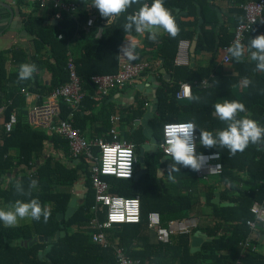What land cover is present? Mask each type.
I'll return each instance as SVG.
<instances>
[{"label": "trees", "instance_id": "1", "mask_svg": "<svg viewBox=\"0 0 264 264\" xmlns=\"http://www.w3.org/2000/svg\"><path fill=\"white\" fill-rule=\"evenodd\" d=\"M23 1L18 0L21 4H24ZM247 1L251 0H226L227 10L223 12V22L216 31L217 12L209 7L207 0H164V6L171 11L179 26V34L171 38L164 33L159 35L157 42L149 41L148 34L145 35L141 56L147 62L161 63L160 67L167 69L172 76L170 81L161 82L156 93L158 106L151 120L153 135L160 142L166 123L194 121L197 127L195 130L197 152H219L223 171L219 176H210L203 180L197 176V172L181 167L179 172L171 173L175 178V182H172L169 179V166L173 161L171 158L163 160L164 154L158 147L151 154L144 153L143 168L141 169L137 162L132 179L103 176L109 184L111 194L138 197L140 200V222L116 224L105 231L109 241L117 242L129 257L138 259L139 264H199L203 261L210 264H231L239 256L233 257L232 253L250 231L247 221L253 219L251 205L255 201L264 202V143L249 144L244 152H237L231 157L226 148L217 146L205 149L199 143L201 129L211 131L215 135L217 131L226 127L223 126L224 122L211 117L216 101L223 96H227L229 101L238 100L245 105L246 112L240 113L238 118L248 116L264 127V72L253 71L255 62L247 59L238 63L231 57L228 65H224L222 61L223 47L229 45L234 36V29L245 21L244 11L240 5ZM143 3L150 6L152 0H141V4ZM91 4L92 0H83L76 20L69 14L56 16L51 9H39L34 5L30 13L22 14L23 27L30 36L32 48L13 46L9 50L0 51V106H5L4 122L0 123V209L8 210L18 199L28 202L32 198H37L41 205L49 207L51 212L46 223L43 217L40 221L29 219L16 227H6L0 221V264L114 262L113 250L93 242L91 228H88L94 216L91 209L95 200V190L91 181V168L94 162L84 156H80L78 160L73 159L66 138L46 129L30 126L28 111L35 104L26 111L16 112L24 102L20 96L21 91L49 96L54 89L68 82L67 65L70 57L83 88L85 92L87 91L80 109L74 114V125L82 130L79 124L82 112L86 109L93 111L95 100H101L105 105L107 99L99 97L100 94L91 83L90 77L116 73L120 44L125 36H129L123 31L126 16L137 11L141 4H134L126 13L110 23L102 18ZM42 11L48 12L47 15H43ZM94 13L97 14L94 25L85 29L88 16ZM199 17L202 19L200 24ZM51 20L57 22L51 23ZM197 27L200 31L195 54L212 52L210 61L206 66L177 65L175 58L180 41L187 40L191 43L197 35ZM136 34L133 29L130 36ZM261 34H264V27L256 24L245 34L241 43L246 49L251 39ZM75 44L79 46L78 52L74 50ZM8 60L18 65L16 71L7 72ZM22 63H35L37 71L30 80L18 83V71ZM43 68L51 74L50 82L46 85H41L39 80ZM251 77L254 78L253 81L250 80ZM205 80L211 86L206 87V83L202 84ZM246 80L251 83H247ZM181 82H188L191 85V96H198L200 99L178 100L176 93ZM234 86H246V89L235 95L232 90ZM95 96L98 99H95ZM45 101L46 99L36 104ZM60 106V117L65 119L70 108L64 102H61ZM105 109H101L100 114L96 116L106 124L105 127H101L102 134L108 132L109 137L105 138L111 140L109 122L112 111ZM144 110V101L138 100L127 120L132 121L141 117ZM11 115H14L17 121L11 131H6L4 124L10 120ZM141 139H135L136 152L139 151ZM47 141L52 142L56 155L44 157ZM11 150H17V155H11ZM92 151L99 157L97 147H93ZM63 157L68 159L69 165L65 164ZM41 158L43 161L38 163ZM16 168H19L18 173L15 172ZM161 168L164 174L160 176L158 169ZM138 172L141 173L138 175ZM31 179L38 181L36 187L31 189V197L16 192L15 184L19 181L23 192L28 193ZM79 179L84 180L83 200L68 218L60 219L58 215L66 211L70 199L74 196L72 192L73 189L75 191L74 185ZM172 183L176 187L175 193L171 192ZM217 191L221 201L214 203L213 198ZM200 196H204L205 203L212 207L213 222L205 226L200 224L197 228L208 235V240L202 244L199 251H190L191 235L173 236L170 243L151 242L150 235L146 233L150 212H157L162 224L167 225L171 220L189 217L190 212L198 207ZM96 215L99 221L105 220V210L99 211ZM58 231L64 234L56 238ZM36 236H50L52 238L50 249L47 250L46 241H37L32 245L24 244V241H30ZM45 250L47 252L43 254ZM241 262L264 264V255L257 253L256 250H249L241 258Z\"/></svg>", "mask_w": 264, "mask_h": 264}, {"label": "built area", "instance_id": "2", "mask_svg": "<svg viewBox=\"0 0 264 264\" xmlns=\"http://www.w3.org/2000/svg\"><path fill=\"white\" fill-rule=\"evenodd\" d=\"M34 3L39 9H51L56 16L69 14L75 20L78 19L79 11L83 6V0H26ZM82 1V2H81ZM94 8V7H93ZM244 11V22L234 29V36L229 43L223 47L222 61L228 64L231 56L227 49L236 40L243 41L245 34L248 33L256 24L264 27V0L247 1L240 5ZM135 12V11H134ZM97 14L88 16L84 25L89 29L94 25ZM101 27H99V31ZM61 37V36H59ZM133 43L129 36L122 40L118 51L117 71L113 74H97L90 77L91 83L95 86L100 96H107L113 88H123L132 84L148 67L149 63L136 59H128L122 55L121 47ZM190 42L187 40L180 41L178 52L175 58L177 65L188 64ZM69 80L59 88L54 89L46 101L42 104L33 105L28 111V123L34 128L46 129L50 132L57 133L68 140L70 155L73 159L78 160L80 156L86 157L94 162L91 168V181L95 190V200L92 206L94 216L89 222L88 228H91V237L93 242L103 246L110 247L113 250L114 262L112 264H139L135 259L129 257L123 247L117 242H111L107 239L105 231L118 223H138L140 222L141 208L138 197H123L109 192V184L103 179V176H113L118 179H132L135 174V167L138 162L136 155V144L132 141L121 140L117 128L113 125L109 134L111 140L96 138L88 140L82 134L79 128L73 123V117L76 111L81 107L86 92L79 76L75 71L72 58L68 61ZM191 96V85L187 82H181L179 90L176 93L178 100L187 99ZM61 102L66 103L70 111L65 119L60 117ZM16 117L11 115L10 120L4 124L6 131H11L16 123ZM118 117H111L114 124ZM187 122H170L163 126L162 138L158 143L164 155H166V135L167 126L178 125ZM193 139L196 142V132L193 133ZM99 149V157L93 154L92 148ZM197 151V150H196ZM198 153V152H197ZM202 153L205 156L202 169L197 172V176L207 179L210 176H219L223 171L221 154ZM167 156V155H166ZM129 174H131L129 176ZM106 207V210H105ZM105 210V220L99 221L97 213ZM250 211L253 219L247 221L249 226L248 235L239 243L240 253L238 258L232 264H242L241 258L247 251H254L253 236L258 230L259 225H264V202H253ZM160 215L157 212L148 214V225L156 231L159 241L167 242L174 233H188L192 228L198 226L197 219L184 218L171 220L166 227L161 226Z\"/></svg>", "mask_w": 264, "mask_h": 264}, {"label": "clouds", "instance_id": "3", "mask_svg": "<svg viewBox=\"0 0 264 264\" xmlns=\"http://www.w3.org/2000/svg\"><path fill=\"white\" fill-rule=\"evenodd\" d=\"M134 4H141V0H92L91 6L99 11L102 18L108 23L127 12ZM135 31L140 36L146 33L147 39L157 42L161 31L167 33L171 38L179 34V26L171 11L164 6V0H152L151 5L141 4L139 9L126 16V23L123 31L129 35ZM135 44L129 43L128 46H122V55L128 59H136ZM250 50V60L255 62L253 71L264 72V34L252 38L248 46ZM228 53L236 62H242L245 56V45L239 40L234 41L227 49ZM37 71L35 63H22L18 71V83L30 80ZM251 83V81H247ZM192 100L198 101V96H190ZM246 112L245 105L238 100H227L223 103L214 105V113L220 121L226 124L223 130L213 134L211 131L200 130L199 143L205 149L226 148L229 150V156H234L237 152H244L249 144L264 143V127L257 121L248 118V116L238 118L240 113ZM194 121L181 123L178 125L167 126L166 135V155L171 158L173 163L169 166V179L175 182L172 172H179L180 168H188L194 172H199L203 167L205 156L197 153L196 142L193 139V133L196 130ZM218 156L219 153H214ZM131 174H129L130 176ZM38 181L31 179L29 181V191L24 193L20 182L15 184L16 192L20 195L32 196L31 189L35 188ZM51 215L47 206H42L37 198H32L28 202L16 200L10 205L8 210L0 209V221L6 227H16L20 220L31 219L40 221L43 217L46 223Z\"/></svg>", "mask_w": 264, "mask_h": 264}, {"label": "crops", "instance_id": "4", "mask_svg": "<svg viewBox=\"0 0 264 264\" xmlns=\"http://www.w3.org/2000/svg\"><path fill=\"white\" fill-rule=\"evenodd\" d=\"M0 2H3L19 11L18 14H15L14 18L10 16L8 12H4L2 13V15H0V20H1L0 21V51L9 50L13 46H24L25 48H32L30 36L28 35V33L23 35L20 32L24 29L22 14L30 13L33 10L32 8L35 4L29 1H26V0L23 1L24 4L19 3L18 0H0ZM212 3L216 5L217 7H219L220 11L222 10L221 14L223 16V12H226L227 6H228L226 0H212ZM47 13L48 12L44 13V11H42L43 15H47ZM18 19L21 20V25L19 24ZM163 34L164 32L161 31L159 35H163ZM145 35L144 36H140L138 34H136L135 36L129 35V38L131 39L133 44L136 45L135 46V53L137 54L136 60H145L140 54L141 49L143 48V41H144ZM75 46L76 48L74 50L78 52L79 46H77V44H75ZM211 55H212V52H209V51L202 52L198 55H196L194 51V61L191 62V53L189 51V56H188L189 63L181 64V65L182 66L190 65L191 67H194V66L196 67L198 64L201 66H206L211 59ZM244 59L251 61L250 60V50L248 47L245 49ZM148 63H149V67L132 84L127 85L123 88H113L112 90H110L107 96H99L101 99L103 97L107 99L105 102V105L102 104L101 100L100 101L95 100L96 105L93 111H88V109H86L84 110V112H82V119L79 122V124L82 127V130L80 131L82 132V134L85 136L86 139L88 140H92L94 138L106 139L105 137L107 136L109 137L108 132L107 134L106 133L102 134L101 127H105L106 124L102 123V120L96 116L97 114H100L101 109L106 108L112 111L111 116H110V122H109L110 127L112 128L114 125L117 128V131L119 133V138L121 140L135 142V139L142 138L140 145L146 141V137L144 135V130H145L144 125H142L141 123H138V124L136 123V121H139V119L142 116L132 121H128L127 117L131 113V109L134 107L135 103L138 100L144 101V108L146 110V104L149 101H153L154 99L153 93H152L153 88H155L156 93H157V90L162 81H170L172 79L171 73L167 69L160 67L161 63L156 62V61H152ZM224 65H228V64H224ZM158 67L160 68L159 70L157 69ZM6 69L8 73L14 72L18 69V65L15 64L12 60H8L6 63ZM258 73H261V71H258ZM233 75H236V73H233ZM50 78H51L50 72L46 68H43L40 71V75H39L40 84L41 85L49 84ZM250 80L253 81L254 78L251 77ZM202 84H205L206 87L211 86V84H207L206 80L203 81ZM240 87L234 86L232 88L235 95H239L242 90L246 89L245 88L246 86H240ZM20 96L23 97L24 102L22 103L21 108L16 109L17 113H20L22 110L26 111L31 105L44 101L45 99H47L48 94L40 96L38 93L28 92V91L23 90L20 92ZM95 99H98V98H96L95 96ZM188 99L189 98L181 99V101L188 100ZM225 99L228 100V97L223 96L218 101H216V103H223ZM4 110H5V106H0V123L1 124L4 122L3 121L4 120ZM105 110L104 112H106ZM145 110H144V113H145ZM213 113H214V110H213ZM111 117H118V121L113 124L111 122ZM211 117L215 118L216 116L212 115ZM152 118L148 120V125L151 127L152 137H155L153 135V128L151 126ZM223 126H226V125L223 123ZM10 154L13 156L17 155V150H11ZM50 154L56 155V152H55L52 142L47 141L45 143V150L43 152V155L44 157H48V155ZM136 155L138 157L139 151L136 152ZM62 160L65 162V164L69 165V161L67 158L63 157ZM42 161L43 159L41 158L38 161V163H41ZM15 172L18 173L19 168H16ZM161 174H164V170H162ZM161 174L159 175L161 176ZM203 180H206V179H203ZM78 186H79V189H76L75 191L74 189L72 190L73 195H74L73 197H76L77 199L84 195V192H85L84 180L81 179ZM173 186L171 188V192L175 193L176 187L175 186L173 187ZM216 194L218 195V197H216ZM216 194L213 199L218 198L220 202L221 200L219 197V192L217 191ZM187 218L197 219L198 226H200V224H203L205 226L206 224L213 222L212 207L205 203L204 196L203 197L200 196V202H199L198 207L197 208L195 207V209L190 212L189 217ZM198 230L199 229H197V231ZM199 231L202 233L201 236L204 237V240L202 241L200 245V249H201L202 244L206 240H208V235L203 230H199ZM146 233L150 235L151 242L155 243L156 241H155L154 233L150 230H147ZM253 241H254L253 243L255 245L256 252L264 255V225H259L258 230L253 236ZM189 249L191 252L198 251L194 249V247L192 246L191 237H190ZM239 253H240V247H238L235 250V252L232 253V256L237 258ZM170 259L172 260V258ZM137 261L139 260L137 259ZM199 264H210V263L203 261Z\"/></svg>", "mask_w": 264, "mask_h": 264}, {"label": "water", "instance_id": "5", "mask_svg": "<svg viewBox=\"0 0 264 264\" xmlns=\"http://www.w3.org/2000/svg\"><path fill=\"white\" fill-rule=\"evenodd\" d=\"M208 5L210 8H214L217 12V17H218V23H217V27H216V31L218 30V28L220 27V25L223 22V16L221 14L220 8L217 7L216 5H214L212 3V0H208ZM198 15L200 16V8H198ZM4 12H8L10 14V16H12L13 18L15 17V14H18L19 11L3 2H0V15H2V13ZM199 24L202 22L201 17H199ZM19 20V24L21 25V20ZM1 21V20H0ZM51 23H56V20H51ZM200 31V28L197 27V35L195 36L194 40L190 43V48L189 51L191 53V62L194 61V51L196 49V44H197V37H198V33ZM21 34L25 35L27 34V31L25 29H23L21 32ZM217 46V43H216ZM153 93V101H149L146 104V110L145 113L142 115V117L139 119V121H136V123H141L142 125H144L145 130H144V135L146 137V141L144 143H142L139 146V155H138V163L141 165V169L143 168V162H144V153L148 152V153H152L154 151H156L158 149V142L157 139L155 137H152L151 135V127L148 125V120L152 117H154L155 112L157 110V99H156V90L155 88H153L152 90ZM170 157L164 155L163 160L164 159H169ZM162 169H158V174H161ZM141 173V172H140ZM140 173H137L138 175ZM79 181H81V179H79ZM79 181H77L74 185L75 190L79 189ZM216 197H218V195L216 194ZM83 200V196L80 198H76V197H72L68 203V207L66 209V211L64 213H60L58 216L60 219L62 218H68L75 210H76V206L78 205V203L80 201ZM218 198L217 199H213V202H218ZM63 232H56V238L59 237V235H63ZM201 232L200 231H196L193 235H192V246L194 247V249L199 250L200 249V245L202 243V241L204 240V237L201 236ZM37 241H46L48 243L47 246V250L50 249L51 247V243H52V238L50 236H36L33 237L30 241H24L25 245H32L34 243H36ZM47 250L44 251L43 254H46ZM41 254V253H40Z\"/></svg>", "mask_w": 264, "mask_h": 264}, {"label": "rangeland", "instance_id": "6", "mask_svg": "<svg viewBox=\"0 0 264 264\" xmlns=\"http://www.w3.org/2000/svg\"><path fill=\"white\" fill-rule=\"evenodd\" d=\"M91 175H92V172H91ZM123 197H124V196H123ZM105 210H106V207H105ZM28 220H29V219L20 220L19 223H24V222H27ZM160 223H161V226H163V227H166V226H167V225H163L162 222H160ZM118 224H131V223L123 222V223H118ZM197 228H198V226L192 228L191 231L188 232V233H180V232H178V233L171 234V236H170V238H169V240H168L167 242H162V241H159V240H158L157 235H156V231H155L154 229H152V228L149 227V225H148V218H147V229L150 230V231H152V232L154 233L155 241H156V242H159V243H170V242L172 241V237H173V236H178V235H191V238H192V235L197 231ZM198 231H199V230H198ZM199 250H200V249H199ZM199 250H198V251H199ZM233 262H234V261H233ZM233 262H232V263H233ZM232 263H231V264H232Z\"/></svg>", "mask_w": 264, "mask_h": 264}]
</instances>
